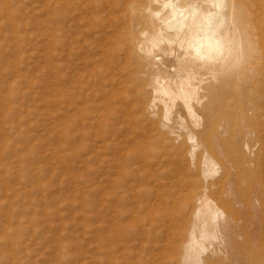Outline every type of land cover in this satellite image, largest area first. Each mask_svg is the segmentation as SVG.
<instances>
[{"label": "bare ground", "instance_id": "obj_1", "mask_svg": "<svg viewBox=\"0 0 264 264\" xmlns=\"http://www.w3.org/2000/svg\"><path fill=\"white\" fill-rule=\"evenodd\" d=\"M64 7L92 85L62 129L99 125L98 264H264V0Z\"/></svg>", "mask_w": 264, "mask_h": 264}, {"label": "rangeland", "instance_id": "obj_2", "mask_svg": "<svg viewBox=\"0 0 264 264\" xmlns=\"http://www.w3.org/2000/svg\"><path fill=\"white\" fill-rule=\"evenodd\" d=\"M65 1L0 3V264H98L99 125L73 122L66 135L62 129L68 113L76 116L77 99L70 102L68 94L75 98L78 87L85 93L92 85L78 66L84 59L78 60L73 50L69 54L62 41L66 27L81 17L78 10L68 11ZM53 13L58 15L55 24ZM53 28L56 69L51 64ZM75 74L85 76L88 84L79 80L78 86Z\"/></svg>", "mask_w": 264, "mask_h": 264}]
</instances>
